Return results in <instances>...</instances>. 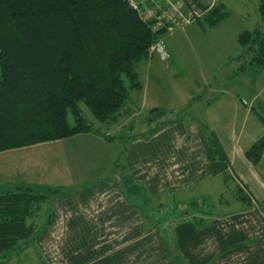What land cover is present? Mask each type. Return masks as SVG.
<instances>
[{
  "label": "crops",
  "instance_id": "crops-1",
  "mask_svg": "<svg viewBox=\"0 0 264 264\" xmlns=\"http://www.w3.org/2000/svg\"><path fill=\"white\" fill-rule=\"evenodd\" d=\"M157 61V56L149 54L138 64L142 89L131 91L119 123L109 122L118 126L116 131L131 132L135 118L147 119L142 121L141 134L128 133L132 141L121 157L110 161L115 165L113 176L108 172L102 179L75 181L72 164L66 163L74 160L73 155L61 157L63 163L57 166L39 163L36 156H21L38 146L34 145L0 153V190L21 185L62 190L52 201L50 223L43 222L45 227L40 228V239L48 233L63 236L54 238L57 243L52 245L57 248L55 254L62 255V264H172L170 253L180 256L183 264H264V179L245 156L264 136V128L246 126L254 122L252 111L238 93L225 87V97L206 101L214 86L205 85L203 94L198 85L197 93L183 94L182 104L161 108L162 78L152 69ZM234 75L235 71L227 79ZM155 109L166 114L154 128L157 120L148 117ZM169 110L178 114L189 110L190 114L164 122ZM193 119L200 124L191 125ZM206 128L216 133L227 161L211 159ZM107 134L93 131L77 136L112 144ZM65 140L49 143L62 145ZM61 150L66 153L64 147ZM122 157L126 164L119 163ZM238 159L244 171L259 178L244 182L255 188L253 195L234 192L236 184L243 187L235 169ZM217 179L225 191L212 190L209 183ZM9 186L14 187L4 188ZM195 200L205 204V214L189 210ZM177 203L180 209L174 210L172 205Z\"/></svg>",
  "mask_w": 264,
  "mask_h": 264
},
{
  "label": "trees",
  "instance_id": "trees-1",
  "mask_svg": "<svg viewBox=\"0 0 264 264\" xmlns=\"http://www.w3.org/2000/svg\"><path fill=\"white\" fill-rule=\"evenodd\" d=\"M138 2L136 9L129 0H0V153L97 131L80 103L101 123L119 118L131 91L142 89L138 64L165 39L169 26L155 31L147 11L157 3ZM187 2L191 10L201 9L194 23L203 32L230 16L223 2L209 9L200 0ZM259 11L264 20V0ZM239 43L243 51L235 61L244 63L236 74L262 72L264 30L243 32ZM253 110L264 123V115ZM165 114L155 109L148 120ZM206 130L211 159L227 161L216 133ZM245 156L253 165L260 163L264 136ZM59 194L62 190L27 185L0 191V264L29 248L44 261L38 220L50 223L52 201ZM189 210L206 213L205 204L196 200ZM170 255L172 264H183L180 256Z\"/></svg>",
  "mask_w": 264,
  "mask_h": 264
},
{
  "label": "rangeland",
  "instance_id": "rangeland-1",
  "mask_svg": "<svg viewBox=\"0 0 264 264\" xmlns=\"http://www.w3.org/2000/svg\"><path fill=\"white\" fill-rule=\"evenodd\" d=\"M163 1L164 0H162V2ZM216 1L223 2L226 5L230 16L215 29L204 33L197 23H192V25H186L175 32L167 34L165 37L166 45L170 49L173 59L167 63L157 61L152 65L153 71L156 74H160L162 78L161 82L164 87L161 94V103H158L163 109H170V107H173V105H177L178 103L182 104L185 97L183 94L187 93V91H195V93H197V88L195 86L198 85H201V93L203 94L205 85L214 86V88H212V93L206 94V101L213 97L217 99L225 97L226 94H223L225 93L224 87L226 89L230 88L232 91L239 94L240 99H244V101L247 102L246 105L248 107L243 101H239L242 106L247 107L252 111V118L255 123L249 121L246 126L254 128L255 124H258L264 128V123L252 109V106H254L262 115H264V70L260 73H257L254 70V73L252 74L250 71L236 74L244 61H235V58L243 51V47L239 43L240 34L245 31H254L256 29L264 30V20L259 11L260 0ZM169 3L176 5L185 15H190L191 9L187 0H165L164 4L167 5ZM164 4L162 3L163 6H165ZM195 10L201 9L199 8ZM202 15L203 14H201L200 17H202ZM245 64H248V62L245 61ZM234 71L235 75L227 79L228 75ZM80 108L85 119L91 122L101 135L106 136L108 135L107 133L111 134L109 139L113 142L112 144L99 143L90 137L80 135L66 139L62 145L48 143L44 146L38 145L39 147H30L29 150L24 151L26 155L21 156H36L39 163H48L52 166H57L60 165V162L63 163L61 157L65 155H73L74 160H66V163L72 164L70 166V174L72 176L71 178L75 181H83L84 179H102L104 176H109L108 172L113 176L115 165L111 164L110 161L114 162L115 158L117 159V155L120 158L121 151L131 143L132 139L129 138L128 133L135 136L142 133L140 128L144 117L138 116L135 118L134 121L137 122L135 125V131L121 132L120 130L116 131L118 126L114 127L113 125L115 124L101 123L97 121L85 104L80 103ZM189 114V110H185V112L180 111L179 114L169 110L163 121L171 123L175 121L177 117L181 116L185 119ZM159 118L160 117H158L157 122L152 125L154 128L156 127V124L158 125L161 122ZM146 120L147 119L143 122ZM69 121L74 125L75 121L71 111ZM189 122L191 125L200 124L196 119L190 120ZM117 123H119L118 120ZM121 135L122 138H120ZM63 147L65 148V154L61 150ZM124 162L125 158L122 157V160L119 163L126 164ZM260 162V164L254 165L255 172L259 173L264 179V157ZM235 165V169H237L236 174L242 177L239 176L243 180V182L240 181L243 187L236 184L237 187L234 188V192L236 191V194L243 196H247V194L253 195L252 189L254 190L255 188L246 186L244 182L248 183L250 180L256 182L259 179L258 176L252 171H244L242 169V161L239 159L236 161ZM209 185L213 191L218 192L223 190L222 186H219L218 179L210 182ZM13 187L14 186H9L4 188ZM228 190L229 193H231L232 188L228 187ZM0 191L8 192L10 189ZM223 191H225V189ZM172 206L174 207V210L180 209L178 203L175 204V206ZM165 217L166 216H163V218ZM43 222L44 217L38 220L39 229L42 226L45 227ZM163 229L164 228L162 227V230ZM167 231L168 230L165 232L166 235L168 234ZM54 238H63V236L48 233L37 242V244L39 243V248H41L43 250L42 252L45 254V256L43 255L45 262L42 261L33 248H29L22 254L13 257L11 259L12 261L8 260L9 264H62V255H57L53 251L57 249L56 246L55 248L52 246L53 243H57L56 241H53Z\"/></svg>",
  "mask_w": 264,
  "mask_h": 264
},
{
  "label": "built area",
  "instance_id": "built-area-1",
  "mask_svg": "<svg viewBox=\"0 0 264 264\" xmlns=\"http://www.w3.org/2000/svg\"><path fill=\"white\" fill-rule=\"evenodd\" d=\"M149 1V0H143ZM156 2V0H150ZM131 6L138 9V0H129ZM159 3L147 11V16L149 19L154 20V29L158 31L163 27L168 26L167 34L175 32L176 30L190 25L196 21L197 18L201 16V10H191L189 16L181 12V10L174 4H167L161 6ZM150 55H155L159 58L161 62L167 63L170 61L172 55L171 51L168 49L165 39H160L155 43L150 49Z\"/></svg>",
  "mask_w": 264,
  "mask_h": 264
},
{
  "label": "water",
  "instance_id": "water-1",
  "mask_svg": "<svg viewBox=\"0 0 264 264\" xmlns=\"http://www.w3.org/2000/svg\"><path fill=\"white\" fill-rule=\"evenodd\" d=\"M216 0H200L201 7L203 9H209L211 8Z\"/></svg>",
  "mask_w": 264,
  "mask_h": 264
}]
</instances>
